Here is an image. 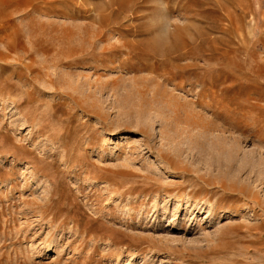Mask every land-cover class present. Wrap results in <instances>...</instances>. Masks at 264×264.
I'll return each instance as SVG.
<instances>
[{
    "label": "rangeland",
    "instance_id": "374dc122",
    "mask_svg": "<svg viewBox=\"0 0 264 264\" xmlns=\"http://www.w3.org/2000/svg\"><path fill=\"white\" fill-rule=\"evenodd\" d=\"M0 264H264V0H0Z\"/></svg>",
    "mask_w": 264,
    "mask_h": 264
},
{
    "label": "bare ground",
    "instance_id": "6f19581e",
    "mask_svg": "<svg viewBox=\"0 0 264 264\" xmlns=\"http://www.w3.org/2000/svg\"><path fill=\"white\" fill-rule=\"evenodd\" d=\"M165 6V5H164ZM164 8H166V7H164ZM161 19H160V21L159 22H169V20L168 19H166V17H162V16H159ZM68 84V83H67ZM69 87H70V89L72 88L70 85H69ZM68 88V87H67ZM73 89V91H76V90H74V88H72ZM67 90V89H66ZM69 90V89H68ZM70 91V90H69ZM79 92H81V91H79L78 90V94H79ZM82 93V92H81ZM72 94V96H73V93H71ZM83 94V93H82ZM68 95V94H67ZM71 97V96H70ZM87 97V96H86ZM72 98V97H71ZM77 98V97H76ZM81 98V97H80ZM88 98V97H87ZM75 99V98H74ZM78 99V98H77ZM83 99V98H82ZM79 100V99H78ZM83 101H84V99H83ZM82 102V101H81ZM80 103V102H79ZM87 103V102H86ZM85 103V104H86ZM156 103H157V101H156ZM159 103V102H158ZM160 105H161V103H159ZM159 104H157V106L159 105ZM80 105H82V104H80ZM87 105V104H86ZM89 105V104H88ZM151 105V104H150ZM156 105V104H155ZM175 105V104H174ZM90 106V105H89ZM92 106V105H91ZM93 106H95V103L93 104ZM92 106V107H93ZM156 106V107H157ZM86 107V106H85ZM88 107V106H87ZM159 107H161V106H159ZM89 108V107H88ZM163 108V107H162ZM169 108V107H168ZM89 109H91V108H89ZM92 109H96L95 107L94 108H92ZM99 109V108H98ZM87 110V109H86ZM162 110V109H161ZM178 110V109H177ZM93 111V110H92ZM98 111V110H97ZM173 111V110H172ZM88 112V111H87ZM158 112V111H157ZM91 113V112H90ZM159 113V112H158ZM161 113V112H160ZM101 116V115H100ZM146 125L145 124H143V127H145ZM146 128H147V126H146ZM140 131H144V130H142V128L140 127ZM145 132V131H144ZM206 135H207V133H206ZM212 136H213V134H212ZM215 136L216 135H214V137L212 138L213 140H214V138H215ZM218 136H216V139H218L216 142H212L213 140H211V142L212 143H208V141L206 142L205 141V143L204 142H201L200 144H198L197 143V141L195 142V144L197 145L198 144V148L200 149V152L199 153H201V151H202V155H203V153H205L206 152V154H208V155H211L212 157H214L215 158V160H217V161H220V162H224V168L222 169V170H220V172H219V179H221V182H228V183H233V184H240V189L239 190H241L242 189V187L241 186H243L242 185V183H241V180L239 181V178L237 177V176H235L234 175V173H232V171H231V169H232V167L233 166H230V165H228L229 163H232L233 162V160H234V158H235V153H236V149H237V147L235 146L236 145V141L238 140H236L234 137H232L231 135L230 136H219L218 138H217ZM211 138V137H210ZM173 140V139H172ZM201 140V139H200ZM204 140V139H203ZM169 141V140H168ZM174 143V142H173ZM192 143V142H191ZM233 144H235V145H233ZM193 145H194V143H193ZM196 148V147H195ZM173 153H175V155L174 156H179L178 155V153L177 152H173ZM198 154V153H197ZM205 154V155H206ZM161 157L163 156H165L164 154H161L160 155ZM198 156L201 158L202 156H200V154H198ZM245 157V156H244ZM243 157V158H244ZM165 158H167V157H165ZM204 158V157H203ZM261 158V157H260ZM220 159H224L225 161H227V162H229V163H225V161H221ZM262 159V158H261ZM242 161H243V159H242ZM167 162V161H166ZM165 162V163H166ZM255 162V161H254ZM253 162V163H254ZM241 163V162H240ZM169 164V163H168ZM240 165H242V164H240ZM251 165V164H250ZM242 168V167H241ZM251 168H253V166H251ZM254 169V168H253ZM253 169H252V171H253ZM235 170V169H234ZM258 170V169H257ZM251 171V170H250ZM259 172V171H258ZM236 173V172H235ZM36 174V173H35ZM235 177H237V178H235ZM236 180H238V181H236ZM46 183V182H45ZM44 184V183H43ZM42 189V188H41ZM47 192L48 191H46V196H47ZM210 204V203H209ZM172 220H174V219H172Z\"/></svg>",
    "mask_w": 264,
    "mask_h": 264
}]
</instances>
